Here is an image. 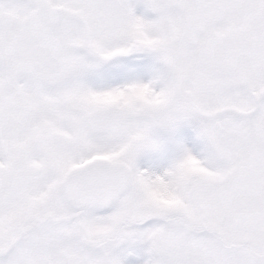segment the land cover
I'll use <instances>...</instances> for the list:
<instances>
[{"label": "snow or ice", "instance_id": "snow-or-ice-1", "mask_svg": "<svg viewBox=\"0 0 264 264\" xmlns=\"http://www.w3.org/2000/svg\"><path fill=\"white\" fill-rule=\"evenodd\" d=\"M0 264H264V0H0Z\"/></svg>", "mask_w": 264, "mask_h": 264}]
</instances>
